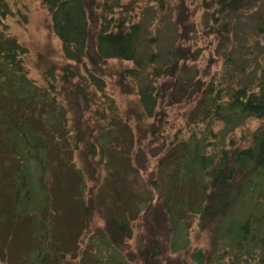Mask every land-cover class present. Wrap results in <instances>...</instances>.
<instances>
[{
    "label": "trees",
    "instance_id": "16d2710c",
    "mask_svg": "<svg viewBox=\"0 0 264 264\" xmlns=\"http://www.w3.org/2000/svg\"><path fill=\"white\" fill-rule=\"evenodd\" d=\"M39 1L65 60L46 69L41 85L29 77L27 48L10 33L12 0H0V250L15 237L19 264H72L65 253L70 242L49 237L59 207L54 179L72 171L80 181L72 198L78 206L86 175L94 184L80 210L84 225L94 208L103 221L77 264H264V124L239 143L233 139L248 121L264 122V73L245 79L246 69L234 60H246L239 49L249 44L231 36L233 22L264 0H209L218 49L233 46L224 63L231 73L216 85L186 76L198 49L176 43L162 53L142 49L157 45L149 28L160 15L153 27L174 14L175 39L190 40L195 29L185 0L174 7L159 0L150 23L132 17L138 8L132 1ZM256 22L248 55L257 44L264 48V15ZM110 61L132 65L116 73L121 91L135 95L124 112L106 93L103 68ZM173 106H192L184 115L188 126L191 120L201 126L198 132L166 135L163 107ZM159 141L161 151L147 157L143 147ZM136 153L142 170L134 165ZM75 155L82 171H74ZM140 172L141 185L130 186ZM65 187L62 180L59 188ZM103 192L110 204L101 209ZM195 222L208 237L206 248L190 249ZM133 226L139 232L131 250Z\"/></svg>",
    "mask_w": 264,
    "mask_h": 264
},
{
    "label": "rangeland",
    "instance_id": "374dc122",
    "mask_svg": "<svg viewBox=\"0 0 264 264\" xmlns=\"http://www.w3.org/2000/svg\"><path fill=\"white\" fill-rule=\"evenodd\" d=\"M102 1V0H101ZM132 1V2H131ZM159 0H122L124 4L129 2L133 3V5H138V8H135L134 13H132V17H135V20L151 22V19L154 17V12L157 10L156 6ZM121 2V3H122ZM165 5L168 6L167 1H165ZM177 0H170V5L174 7ZM186 6L189 10V23L194 25L195 32L190 34V40L187 42H178L175 38L174 27L172 22L175 21V15L168 18H164L162 20V26L153 27L157 22H161L160 18L163 15H160L157 20L152 23V26L149 29H152L153 35L157 39V45L153 48L144 45L142 47L145 51H154V52H165L171 46V44H180L182 47H190L192 51L198 49L200 52V57L194 62H187V73L186 76L191 81H196L199 79L204 84L212 83L214 85L221 82L223 77L227 78L228 74L230 75L231 70L230 66L227 71V66L224 65L226 61L227 55L231 52L233 46L229 45L226 47V50L222 48L218 49L217 41H215V36L211 34V29L213 27V23L211 20L210 13L211 10L208 9L209 0H185ZM12 9L14 11V16L8 19V26L10 33L21 43L23 46L27 48L28 51V74L29 77L34 80L37 84L44 83V72L46 69L55 67H60L65 64L64 56L62 54V46L60 41L52 32L50 27V20L48 18L47 12L41 6L39 0H12ZM264 15V6L259 7L257 10L250 12L248 15L240 16L239 19L235 20L232 24V38L233 33L236 32L240 39L246 38L249 45H252V42L248 40L252 35V27L257 24L256 19L259 15ZM184 18V17H182ZM154 19V18H153ZM158 24V23H157ZM150 26L149 24H147ZM231 38V39H232ZM233 42H235L232 39ZM260 43V40H257ZM236 44V43H234ZM232 44V45H234ZM247 50L239 49L241 55L246 58V60H239L237 56L235 58V64L237 66L246 69L245 79H255L260 78L264 73L263 71H258L264 68V48L260 46V44L255 45L257 51L251 55H248V47ZM260 51V52H259ZM263 54V55H262ZM263 57H262V56ZM132 65L128 62L119 63L117 61H110L105 68V75L103 80L106 83V93L114 99L116 104L118 105L121 112H124L131 105L132 101L135 100V95L128 94L126 92L121 91L119 86L117 85V76L116 73L123 70L126 67H131ZM241 68V69H242ZM185 98V95L184 97ZM165 111L168 113V126H166V135L171 138L174 133H182V135H187L188 130H194V132H198L201 126H196L192 124L188 126L187 116L186 114L189 109L192 111V106L185 108V106L180 109L177 106L165 108ZM261 124L260 121L251 120L248 121L246 126L243 129L238 130L234 133L233 139L239 143L242 140L246 139L250 133H252L256 128H258ZM163 146V142L159 141L154 145L149 147H143L144 151H146L147 157H154L157 155ZM137 151V149H135ZM138 155L139 152L137 151ZM136 153L134 165L141 168H144V162L142 163L140 158ZM155 160L148 161L149 169L146 170L144 174L147 177H150L153 174ZM73 162L75 164L74 171L81 170L82 165L77 157L74 156ZM143 173L140 172V176L137 182V179L134 185L129 184L132 187H137L141 185ZM86 190L87 193L84 195L82 203L78 206L72 198H75L78 194V188L80 185V181L78 176L72 171H64L62 174H58L55 177L54 182L57 187V191H53L55 201L57 205H59L58 210L55 211L56 215L51 216L50 218H54L53 222L57 227L56 230L50 232L49 237H57L56 240L62 243H68L66 245L68 249L65 250L66 259L70 261L72 264H77L81 260V253L85 251L87 243L89 239L96 233V228L103 226L102 218L98 215L96 208L93 209V213L90 214L89 219L86 220L84 225V219L80 214L81 206L85 202V199H88V190L92 188L94 185L91 183V179L86 175ZM65 180L68 187H65L64 190H60L61 181ZM91 180V181H90ZM3 175L0 173V197L3 195L1 191L2 187ZM5 185V184H4ZM6 186V185H5ZM5 189V188H4ZM4 194H5V190ZM2 191V192H3ZM6 202V201H5ZM7 204V203H6ZM110 204V198L107 197L105 192L101 193L98 197L97 207H102L101 209L107 207ZM2 209H0L1 211ZM51 212V209L50 211ZM53 212V211H52ZM51 215V214H50ZM137 222H135L136 224ZM134 224V225H135ZM198 228L196 226V222L190 228V249L191 248H206L208 245V237L205 233L198 234ZM139 232V228L133 226L132 229V237L127 241L131 250H134L135 247V238L137 233ZM15 237H11L9 239L8 245L0 250V264H5L6 262H12V264L20 263V254L18 252V246H15ZM72 250V251H71ZM9 264V263H7Z\"/></svg>",
    "mask_w": 264,
    "mask_h": 264
}]
</instances>
